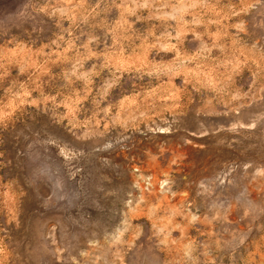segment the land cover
<instances>
[{"label": "rangeland", "instance_id": "374dc122", "mask_svg": "<svg viewBox=\"0 0 264 264\" xmlns=\"http://www.w3.org/2000/svg\"><path fill=\"white\" fill-rule=\"evenodd\" d=\"M0 264H264V0H0Z\"/></svg>", "mask_w": 264, "mask_h": 264}]
</instances>
